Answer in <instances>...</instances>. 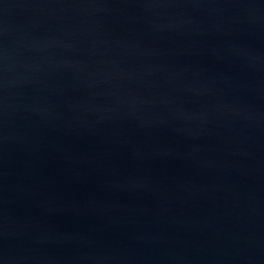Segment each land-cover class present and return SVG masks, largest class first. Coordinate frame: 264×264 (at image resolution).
<instances>
[{"label":"water","instance_id":"95a60500","mask_svg":"<svg viewBox=\"0 0 264 264\" xmlns=\"http://www.w3.org/2000/svg\"><path fill=\"white\" fill-rule=\"evenodd\" d=\"M0 264H264V0H0Z\"/></svg>","mask_w":264,"mask_h":264}]
</instances>
